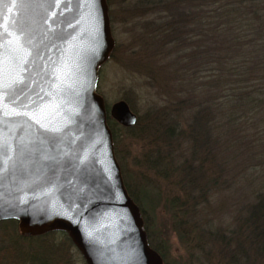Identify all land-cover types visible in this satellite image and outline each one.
<instances>
[{
    "label": "trees",
    "instance_id": "16d2710c",
    "mask_svg": "<svg viewBox=\"0 0 264 264\" xmlns=\"http://www.w3.org/2000/svg\"><path fill=\"white\" fill-rule=\"evenodd\" d=\"M106 3L111 34L116 5L146 62L135 124H106L149 246L166 264L150 243L162 212L185 264H264V0ZM127 138L140 149L132 170ZM71 248L63 231L22 236L0 220V264H73Z\"/></svg>",
    "mask_w": 264,
    "mask_h": 264
},
{
    "label": "water",
    "instance_id": "95a60500",
    "mask_svg": "<svg viewBox=\"0 0 264 264\" xmlns=\"http://www.w3.org/2000/svg\"><path fill=\"white\" fill-rule=\"evenodd\" d=\"M114 41L106 0H0V220L67 234L85 264H164L127 194L96 92Z\"/></svg>",
    "mask_w": 264,
    "mask_h": 264
},
{
    "label": "rangeland",
    "instance_id": "374dc122",
    "mask_svg": "<svg viewBox=\"0 0 264 264\" xmlns=\"http://www.w3.org/2000/svg\"><path fill=\"white\" fill-rule=\"evenodd\" d=\"M112 11L114 14L113 24L115 27L114 34L112 33L114 51L98 69L96 92L102 97L103 103L107 109L113 102L123 99V96L126 95L131 98L134 95L135 100H132V103L135 105L134 108L137 111L134 112L132 109L130 110L135 114H140L142 113L141 109L144 107V104H147L146 102L150 100L148 96L145 101H141V98H144L148 89L141 69L143 64L146 65L142 53L143 46H138V42H133L132 32L130 34L132 25L123 23L125 19H123V15L120 17L119 8L114 5ZM150 64L151 62H149V66ZM139 97L141 98L139 99ZM120 142L121 144L118 147V151L125 157L127 169L132 170L134 167L132 166L131 157L137 155L140 149L134 142L130 143L128 138ZM123 143L127 146V153L123 152L124 150L121 148ZM134 174L135 172H133V176ZM168 223L166 215L162 212H157L154 224H152V220H150V229L153 228L150 243L164 255V262L166 264H185L182 247L174 236V233L170 231ZM60 235L61 234H57V236ZM69 251L74 259L73 264H84L82 262V257L75 248H71Z\"/></svg>",
    "mask_w": 264,
    "mask_h": 264
}]
</instances>
